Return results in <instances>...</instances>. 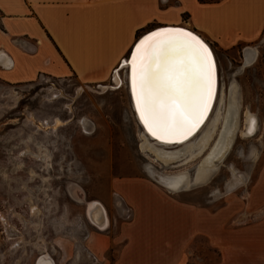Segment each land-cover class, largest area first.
Returning a JSON list of instances; mask_svg holds the SVG:
<instances>
[{
  "label": "rangeland",
  "instance_id": "obj_1",
  "mask_svg": "<svg viewBox=\"0 0 264 264\" xmlns=\"http://www.w3.org/2000/svg\"><path fill=\"white\" fill-rule=\"evenodd\" d=\"M259 40L250 45L257 48L258 58L248 68H243L246 58L242 64L241 49L215 56L221 91L229 95L236 84L240 127L247 111L254 114L255 135L239 134L215 162L216 171L206 183L176 193L180 201L211 213L233 203L245 210L264 164V32ZM116 73L99 85L106 91L82 84L73 75L43 76L19 85L0 83V264H35L42 252L55 264H98L88 249L89 239L100 234L114 240L119 226L130 218L112 188L114 180L141 178L169 190L162 177L196 173L201 158L161 167L141 151L142 126L127 88V72L118 70L125 81L121 87L114 84ZM216 108L217 100L210 117ZM94 202L107 213L103 231L87 218ZM196 243L199 247L191 259L212 264L215 252L202 238ZM120 246L111 244L104 258L111 263Z\"/></svg>",
  "mask_w": 264,
  "mask_h": 264
},
{
  "label": "crops",
  "instance_id": "obj_2",
  "mask_svg": "<svg viewBox=\"0 0 264 264\" xmlns=\"http://www.w3.org/2000/svg\"><path fill=\"white\" fill-rule=\"evenodd\" d=\"M161 26L191 30L216 57L241 49L242 64L255 49L256 62L250 45L264 32V0H0V83L73 75L98 87L128 57L137 34ZM162 187L141 178L112 182L130 218L114 240L89 239L98 264H205L191 259L198 238L215 252L212 264H264V164L245 210L233 203L211 213ZM116 242L110 263L104 253Z\"/></svg>",
  "mask_w": 264,
  "mask_h": 264
},
{
  "label": "snow or ice",
  "instance_id": "obj_3",
  "mask_svg": "<svg viewBox=\"0 0 264 264\" xmlns=\"http://www.w3.org/2000/svg\"><path fill=\"white\" fill-rule=\"evenodd\" d=\"M131 66L133 94L149 132L165 141L191 135L208 111L214 69L208 45L190 31L168 28L136 46Z\"/></svg>",
  "mask_w": 264,
  "mask_h": 264
},
{
  "label": "bare ground",
  "instance_id": "obj_4",
  "mask_svg": "<svg viewBox=\"0 0 264 264\" xmlns=\"http://www.w3.org/2000/svg\"><path fill=\"white\" fill-rule=\"evenodd\" d=\"M168 28L181 27L161 26L149 32L159 30L157 31L158 33ZM182 29L192 32L189 29ZM145 34L137 39L128 57L125 58L121 62L119 67L115 70V72H117V75L115 74L116 76L114 79V84L117 87L123 86L125 81L122 78V75L118 73V70H125L127 72L128 80L127 88L129 89L130 95L132 97L136 116L142 126V131L139 134L141 151H145L146 153H148L153 163H156L161 167H169L179 161H181V163L184 165L193 162L198 158H201L197 166V171L193 176H189V174L181 172L161 178L166 187H168L171 191L180 192L181 190L189 189L194 183H206L210 179L212 174L216 171V169L214 168L217 167L215 162L217 160H221L225 152L231 149L235 138L239 134L243 138H250L255 135L258 122L256 116L247 111L245 113V117L243 118L244 121L242 123V126L240 127L239 122L241 120V108L238 99L237 86L236 84H232L229 89V95L224 94V92H222L223 90L221 91L216 57L212 49L209 48V45L204 41L212 52V58L214 60V69L211 84L209 87V103L206 117L187 138L173 139L169 141L157 139L156 136L150 133L148 128L145 127V122L141 119V113L138 111L137 108V100L133 94L131 61L133 55L136 54V46L142 40H145L147 38L145 37L143 39ZM195 35L198 36L197 34ZM256 53L257 52L255 49H248L245 52L246 62L245 67L243 68H248L254 64L256 59ZM98 88L100 89V91H106L108 89L106 86H99ZM218 89L221 94L219 97L217 96V93H219ZM216 100V111L210 117L212 108ZM253 121L255 122L253 123ZM83 124L85 125L84 122ZM87 218L95 228L101 231L105 230L108 225V217L106 210L103 205L99 202H94L93 204H90L87 212ZM54 261L50 255L43 254L39 257L36 264H55Z\"/></svg>",
  "mask_w": 264,
  "mask_h": 264
},
{
  "label": "water",
  "instance_id": "obj_5",
  "mask_svg": "<svg viewBox=\"0 0 264 264\" xmlns=\"http://www.w3.org/2000/svg\"><path fill=\"white\" fill-rule=\"evenodd\" d=\"M157 31H159V30H154V31H152V32H147V34H145V36L143 37V39H144L145 37H148L149 35L154 34L155 32L157 33Z\"/></svg>",
  "mask_w": 264,
  "mask_h": 264
}]
</instances>
